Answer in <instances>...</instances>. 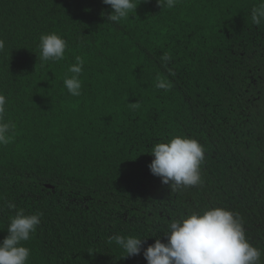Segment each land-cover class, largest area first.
Wrapping results in <instances>:
<instances>
[{"label": "trees", "instance_id": "16d2710c", "mask_svg": "<svg viewBox=\"0 0 264 264\" xmlns=\"http://www.w3.org/2000/svg\"><path fill=\"white\" fill-rule=\"evenodd\" d=\"M136 3L113 22L102 0H0V93L15 124L0 145V240L18 211L41 214L22 242L28 264H147L143 249L166 243L173 219L212 207L238 214L264 250L259 0ZM50 33L67 48L42 63L40 36ZM76 57L80 96L63 85ZM157 75L170 90L155 87ZM177 135L204 147L199 185L173 189L149 170L152 146ZM115 235L142 238L141 254L126 256Z\"/></svg>", "mask_w": 264, "mask_h": 264}, {"label": "clouds", "instance_id": "9594fccd", "mask_svg": "<svg viewBox=\"0 0 264 264\" xmlns=\"http://www.w3.org/2000/svg\"><path fill=\"white\" fill-rule=\"evenodd\" d=\"M113 10L107 20L120 22L129 19L130 13L137 8L136 0H102ZM178 0H158L160 7H175ZM252 22L259 26L264 23V0L251 10ZM5 42L0 40V51ZM40 60L60 61L64 59L67 42L58 34L40 36ZM171 60L169 54L161 56V61ZM84 60L76 57V63L69 66L72 73L63 80L64 87L72 96H80ZM157 89L170 90L171 84L159 75L156 76ZM6 97L0 93V145H7L15 124L6 122ZM138 104H133L137 107ZM150 154L154 157L148 165L152 175L159 177L161 183L171 188L196 186L202 183L201 164L205 160V150L196 139L174 136L167 142L156 143ZM9 208H15L12 203ZM41 214L25 215L18 211L10 219L8 235L0 240V264H28L30 249L22 242L28 241L40 224ZM165 234L167 242L156 239L155 243L143 249L147 264H264L261 257L264 250L254 246L246 237L245 228L238 214L223 207H212L202 213L193 212L185 217L173 219ZM117 246L127 253L126 256L141 254L144 241L136 236L110 237Z\"/></svg>", "mask_w": 264, "mask_h": 264}]
</instances>
